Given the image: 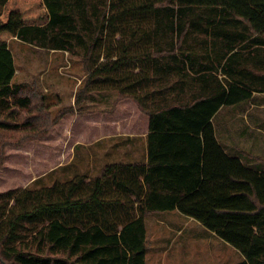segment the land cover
I'll return each instance as SVG.
<instances>
[{"label": "trees", "instance_id": "obj_1", "mask_svg": "<svg viewBox=\"0 0 264 264\" xmlns=\"http://www.w3.org/2000/svg\"><path fill=\"white\" fill-rule=\"evenodd\" d=\"M13 38L80 57L85 86L131 97L149 133L143 160L0 192V264H146L145 218L171 210L235 248L236 264H264V169L228 155L212 121L264 94V0H2L9 117L31 105L13 84Z\"/></svg>", "mask_w": 264, "mask_h": 264}, {"label": "rangeland", "instance_id": "obj_2", "mask_svg": "<svg viewBox=\"0 0 264 264\" xmlns=\"http://www.w3.org/2000/svg\"><path fill=\"white\" fill-rule=\"evenodd\" d=\"M8 46L14 58L13 84L22 86L21 95L29 96L31 105L12 108L11 117L10 108L0 112V123L17 125L0 129V192L79 175L94 178L105 164L125 161L128 131L140 134L147 120L131 97L99 84L86 87L87 72L78 56L15 38ZM213 124L228 152L249 168L264 169V94L222 109ZM109 149L117 151L105 154ZM159 215L145 219L146 264H229L228 259L237 258L197 221L169 213L159 220Z\"/></svg>", "mask_w": 264, "mask_h": 264}, {"label": "crops", "instance_id": "obj_3", "mask_svg": "<svg viewBox=\"0 0 264 264\" xmlns=\"http://www.w3.org/2000/svg\"><path fill=\"white\" fill-rule=\"evenodd\" d=\"M17 39V38H15ZM18 40V39H17ZM22 42V41H21ZM25 43V42H23ZM25 44H28V43H25ZM28 45H31V44H28ZM32 46V45H31ZM9 48V46H8ZM10 50V49H9ZM12 53V52H11ZM13 55V54H12ZM14 60V58H13ZM255 94V93H254ZM253 94V95H254ZM259 94V93H258ZM263 94V93H262ZM253 98V96L249 99L251 100ZM248 101V100H246ZM244 101V102H246ZM244 102H241L237 105H234V106H238V105H241L243 104ZM234 106H222L219 111L217 112V114L224 108H230V107H234ZM215 117V116H214ZM214 117H213V120H214ZM212 120V121H213ZM144 130L139 134V132L137 133H134L132 132V130L128 131L127 135L129 137H126L125 138V146H123V150L122 151L125 155H126V158H125V161H119V162H125V163H133L135 161H140V160H143L146 158V137L149 133V129H148V117H147V120H146V125L145 127L143 128ZM135 138V139H134ZM218 140V138H217ZM219 142V140H218ZM220 143V142H219ZM221 145V144H220ZM109 146V145H107ZM223 147V149L225 150V152L230 155V156H236L238 157L241 162L245 165L244 161L242 160V158L237 155V154H232L230 152H228L227 148L223 145H221ZM110 150H112L113 152H116L117 150L116 149H109V150H106L104 152H106L105 154H107V152H110ZM116 150V151H115ZM156 213H160L161 215L157 216L156 218H159V220L163 219L164 217L162 216L164 214V216H168L166 215L167 213H169V215H175V214H180L178 213L176 210H171V211H162V212H154V213H151V214H156ZM181 215V214H180ZM186 217V216H185ZM146 219V218H145ZM190 220L192 218H189ZM193 220V219H192ZM211 236H213L214 238H218L213 232H210ZM217 240H219L220 242L224 243L226 246H228L230 249H231V252H233L234 254L237 253V258L235 259H228V263L229 264H236L238 263L241 259H242V256L240 255V253L235 249L233 248L232 246H230L229 244L225 243L223 240H221L220 238H218ZM217 241V242H219ZM223 248V247H222ZM222 253H228L226 250L223 251V252H219L218 254H222ZM216 254V253H215ZM221 260V259H220ZM219 260V261H220Z\"/></svg>", "mask_w": 264, "mask_h": 264}]
</instances>
